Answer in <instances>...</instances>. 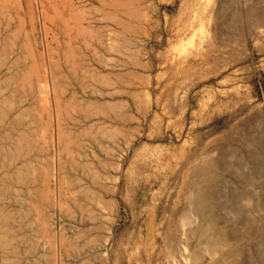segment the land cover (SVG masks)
<instances>
[{
	"label": "rangeland",
	"instance_id": "rangeland-1",
	"mask_svg": "<svg viewBox=\"0 0 264 264\" xmlns=\"http://www.w3.org/2000/svg\"><path fill=\"white\" fill-rule=\"evenodd\" d=\"M124 8L62 91L29 13L32 71L0 91V264H264V0Z\"/></svg>",
	"mask_w": 264,
	"mask_h": 264
},
{
	"label": "crops",
	"instance_id": "crops-1",
	"mask_svg": "<svg viewBox=\"0 0 264 264\" xmlns=\"http://www.w3.org/2000/svg\"><path fill=\"white\" fill-rule=\"evenodd\" d=\"M36 1L39 2L42 10V21L40 31L46 42L45 60L49 63L50 77L55 79L57 88L64 90L67 85L63 82L64 73L82 68L95 69L96 51L94 43L99 40H106L109 29L113 25L109 22L111 8L119 7L118 25L124 31L120 34L126 38L125 28H131V22L125 20L126 0H0V64L3 65L5 58L12 55V51L17 52L15 61L8 63L6 72L15 71V83L11 86L5 85L14 76L9 73L0 79V91L3 93L15 88V92L25 86L21 85V75L32 71L33 60L30 52H26L24 45L31 38L37 23L32 19L31 9H34ZM117 4V5H116ZM144 23L137 26L142 28ZM91 57L86 54L83 48L90 46ZM98 60L100 56L97 54ZM99 66V64H98ZM109 64L104 62V67ZM4 67V66H3ZM1 73L4 68H0ZM108 72V70H106ZM12 74V73H11ZM11 79V80H12ZM3 97V96H2ZM1 97V105L9 103V97L4 100ZM61 98V97H60ZM21 102L15 95V136H19L25 128L24 111L20 108ZM23 123V124H21Z\"/></svg>",
	"mask_w": 264,
	"mask_h": 264
},
{
	"label": "bare ground",
	"instance_id": "bare-ground-1",
	"mask_svg": "<svg viewBox=\"0 0 264 264\" xmlns=\"http://www.w3.org/2000/svg\"><path fill=\"white\" fill-rule=\"evenodd\" d=\"M203 198H204L203 196H200V198L198 199V203H197V204H198V207H197V212H198V214H199V213L202 214L203 211H204V209H205V207H206V206H205V204H206L205 202H206V201L204 202V200H206V198H205V199H203ZM195 200H196V199H195ZM195 208H196V207H195ZM195 208H194V209H195ZM194 211H196V210H194Z\"/></svg>",
	"mask_w": 264,
	"mask_h": 264
}]
</instances>
